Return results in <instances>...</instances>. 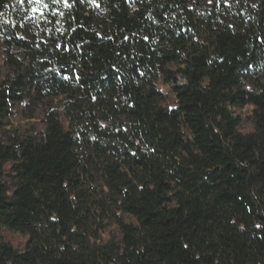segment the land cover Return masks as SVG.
Masks as SVG:
<instances>
[{"label": "trees", "instance_id": "16d2710c", "mask_svg": "<svg viewBox=\"0 0 264 264\" xmlns=\"http://www.w3.org/2000/svg\"><path fill=\"white\" fill-rule=\"evenodd\" d=\"M43 2L0 0V264H264V0Z\"/></svg>", "mask_w": 264, "mask_h": 264}, {"label": "rangeland", "instance_id": "374dc122", "mask_svg": "<svg viewBox=\"0 0 264 264\" xmlns=\"http://www.w3.org/2000/svg\"><path fill=\"white\" fill-rule=\"evenodd\" d=\"M0 64H1V58H0ZM239 113L242 119L241 128L244 132H247L251 129L250 122L247 119V116L250 115V109H243ZM28 123L29 121H15L13 122V125L24 126L27 125ZM1 237L4 242L10 244L11 246H13L18 250H23L27 241V238L25 236L19 233L8 231L6 229H3L1 231Z\"/></svg>", "mask_w": 264, "mask_h": 264}, {"label": "snow or ice", "instance_id": "6c2138e0", "mask_svg": "<svg viewBox=\"0 0 264 264\" xmlns=\"http://www.w3.org/2000/svg\"><path fill=\"white\" fill-rule=\"evenodd\" d=\"M19 3H24V0H18ZM29 4L39 5L40 7H32L31 11L33 13L39 12L41 9H47L49 5L44 3L43 0H27ZM53 3L63 2L67 6V0H52ZM22 38V37H21Z\"/></svg>", "mask_w": 264, "mask_h": 264}]
</instances>
